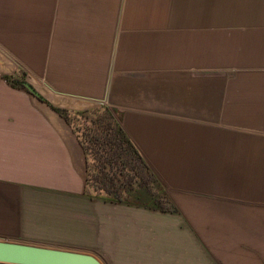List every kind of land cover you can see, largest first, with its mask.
I'll return each instance as SVG.
<instances>
[{
    "label": "crops",
    "instance_id": "1",
    "mask_svg": "<svg viewBox=\"0 0 264 264\" xmlns=\"http://www.w3.org/2000/svg\"><path fill=\"white\" fill-rule=\"evenodd\" d=\"M102 106L158 206L87 189L56 109ZM0 240L101 264H264V0H0Z\"/></svg>",
    "mask_w": 264,
    "mask_h": 264
},
{
    "label": "trees",
    "instance_id": "2",
    "mask_svg": "<svg viewBox=\"0 0 264 264\" xmlns=\"http://www.w3.org/2000/svg\"><path fill=\"white\" fill-rule=\"evenodd\" d=\"M67 121L84 124L76 130L87 154V189L112 201L159 205L165 197L152 171L131 144L115 114L102 106L81 112L56 109ZM93 161V162H91ZM92 168V169H91Z\"/></svg>",
    "mask_w": 264,
    "mask_h": 264
},
{
    "label": "water",
    "instance_id": "3",
    "mask_svg": "<svg viewBox=\"0 0 264 264\" xmlns=\"http://www.w3.org/2000/svg\"><path fill=\"white\" fill-rule=\"evenodd\" d=\"M23 86L33 95L39 94L27 81ZM0 262L8 264H101L93 254L22 243L0 240Z\"/></svg>",
    "mask_w": 264,
    "mask_h": 264
},
{
    "label": "rangeland",
    "instance_id": "4",
    "mask_svg": "<svg viewBox=\"0 0 264 264\" xmlns=\"http://www.w3.org/2000/svg\"><path fill=\"white\" fill-rule=\"evenodd\" d=\"M74 123H75L74 128L76 130H80L81 128H83L84 124H86V123L83 124L82 122H79V120H76V119H75ZM91 162H93V161H91Z\"/></svg>",
    "mask_w": 264,
    "mask_h": 264
}]
</instances>
